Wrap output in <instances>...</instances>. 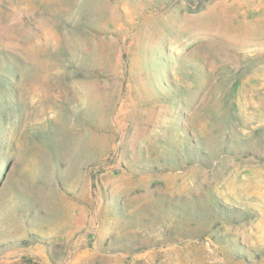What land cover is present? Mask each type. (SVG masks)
<instances>
[{"label":"rangeland","instance_id":"374dc122","mask_svg":"<svg viewBox=\"0 0 264 264\" xmlns=\"http://www.w3.org/2000/svg\"><path fill=\"white\" fill-rule=\"evenodd\" d=\"M0 264H264V0H0Z\"/></svg>","mask_w":264,"mask_h":264}]
</instances>
